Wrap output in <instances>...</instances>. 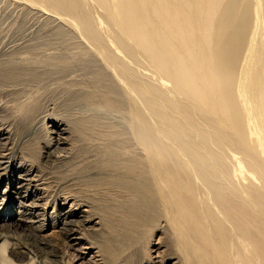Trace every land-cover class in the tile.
Returning a JSON list of instances; mask_svg holds the SVG:
<instances>
[{
	"label": "bare ground",
	"instance_id": "bare-ground-1",
	"mask_svg": "<svg viewBox=\"0 0 264 264\" xmlns=\"http://www.w3.org/2000/svg\"><path fill=\"white\" fill-rule=\"evenodd\" d=\"M16 1L79 36L129 117L134 148L96 116L56 127L69 135L62 152L80 158L68 169L73 199L108 229L134 210L147 220L139 245L98 246L89 262L264 264V0Z\"/></svg>",
	"mask_w": 264,
	"mask_h": 264
},
{
	"label": "rangeland",
	"instance_id": "rangeland-1",
	"mask_svg": "<svg viewBox=\"0 0 264 264\" xmlns=\"http://www.w3.org/2000/svg\"><path fill=\"white\" fill-rule=\"evenodd\" d=\"M17 2L0 0V161H6L0 169V264L2 256L12 264H95L89 258L100 248L111 253L139 245L147 220L143 222L139 210H134V217L108 229L99 214L73 199L67 190L68 172L80 158L62 152L69 148V135L56 127L68 128V118L96 116L107 126L116 124L114 129L125 132L124 139L133 145L129 117L109 93L108 71L85 50L79 36L56 19ZM48 156L60 159L47 160ZM75 176L84 182L106 173ZM74 219L78 223L72 229ZM156 230L150 248L162 233ZM69 239L77 242L78 251L67 247Z\"/></svg>",
	"mask_w": 264,
	"mask_h": 264
}]
</instances>
